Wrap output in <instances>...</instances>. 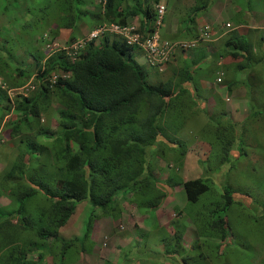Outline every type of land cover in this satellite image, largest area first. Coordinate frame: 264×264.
Wrapping results in <instances>:
<instances>
[{"label":"trees","instance_id":"obj_1","mask_svg":"<svg viewBox=\"0 0 264 264\" xmlns=\"http://www.w3.org/2000/svg\"><path fill=\"white\" fill-rule=\"evenodd\" d=\"M159 1L0 0V80L5 85V89L0 88V125L3 117L12 112L9 138L15 141V155L0 172L1 193H8L10 203L0 208V264H41L44 258L49 259L56 241L61 243L63 255L77 239L63 241L58 229L80 202L98 209L100 216L117 220L120 210L115 196L119 192L130 194L138 211L158 208L166 197L146 163V151L151 147L158 151L161 140L169 142L175 135L185 113L193 115L188 92L182 86L193 81L190 66L178 65L172 77L152 85L146 81L145 68L131 56L135 48L126 46L121 38L105 36L99 44L90 40L73 62L65 51L46 59L39 53L30 54L31 60L25 62L24 57L15 55L12 43V38L31 42L43 34L53 40L60 28L68 30L63 43L68 47L98 26H125L133 18L144 30L143 35L150 34L155 31L153 7ZM205 3L204 0L193 10V17L205 9ZM234 18L232 24L238 25L236 14ZM193 22L189 18L181 28L188 31ZM188 38L195 40L198 35L193 33ZM221 46L226 51L219 55L220 59L229 65L221 66L219 72L224 84L229 82L228 89L243 84V79L250 87L247 96L254 93V87L264 86V82L251 84L264 79V66H260L264 53L259 51L258 42L247 41L231 29L212 46L209 55L213 57ZM228 70L231 80L225 79ZM56 72L67 78L49 84V77ZM180 74L182 81L170 87ZM215 77L217 74L212 72ZM31 78L36 81L34 91L28 97L16 95L10 102L5 90L19 88ZM51 102L59 106L54 130L39 124ZM260 116L264 119V113L250 111L246 120ZM222 125L218 118L210 125L215 137L211 147L225 153L235 134L233 125ZM163 184L170 188L181 186L187 205L196 204L203 194L211 192L209 184L200 178L179 183L166 179ZM231 194L233 190L226 186L217 197L213 194L217 202L212 206L201 202L199 210L183 209L182 220L188 219L193 227L188 249L181 245L183 233L176 232L171 224L172 235L160 253L155 254L156 258L146 253V258L156 260L155 264H208L210 259L217 261L224 256L232 243L226 218L233 203ZM32 206L33 216L27 213ZM91 215L79 240L85 244L79 252L86 255L93 250L89 240ZM189 252L196 253L199 262Z\"/></svg>","mask_w":264,"mask_h":264},{"label":"rangeland","instance_id":"obj_2","mask_svg":"<svg viewBox=\"0 0 264 264\" xmlns=\"http://www.w3.org/2000/svg\"><path fill=\"white\" fill-rule=\"evenodd\" d=\"M203 1L160 0L159 5L164 6L161 26L175 27V31L169 34V37L161 34L162 37L169 40L185 41L189 39L191 34L203 31L202 24L204 22L202 19H206L209 23H216L217 29H220V26L227 24L229 17L234 18L236 14L238 20L245 23V25H240L237 28L240 34L247 41L258 42L261 46L259 51L264 53V0H205V4H207L205 9L195 12V17H193V10ZM215 6L223 8L225 13L214 11ZM189 18H192L194 22L186 31L181 26L187 24ZM134 21L137 22L136 19ZM255 27L257 29H254ZM231 28L232 25L227 28L223 27L219 32H228ZM67 34L68 30L59 28L53 40L48 34H43L40 39H34L31 42H27L26 39L20 40L18 37L12 38L15 55L24 57L25 62L31 60L30 54L39 53L43 59H46L58 51H63V43L67 40ZM224 49V46H221L213 57L206 54L204 58H201V55L195 50L192 60L183 59L184 66H190L189 70L192 72V83H184L182 86L188 92L189 100H191V114L193 115L185 113V119L175 135L170 136L171 140L166 141L167 143L161 140L163 143L159 145L158 151L155 152L154 147L147 148L146 151V163L152 168L158 180V189L166 194L158 208L153 207L151 211H138L131 195L119 192L115 196V200H118L120 218L115 221L122 225L123 231L117 228L112 229L110 233L114 235V238L106 239L104 247L101 245L104 235L100 236L98 241L100 247L94 248L86 255L79 252V247L84 244L79 240L89 216L91 214L97 216L99 210L92 208L86 201L80 202L76 204L66 223L58 230L62 238L65 240L77 239L76 243H73V247L68 248L62 255L61 243L56 241L51 248L52 253L49 259L45 260L44 258L43 264H76L81 262L82 258L81 264H101L109 257L111 250H115L111 252L114 255H111L113 258L106 260L107 264H155L157 261L147 259L146 253L149 257L152 254L156 258L155 254L160 253L163 248L162 245L172 235L171 224L176 228V232L181 231L183 233L181 237L182 248L184 250L189 248L193 227L189 224L188 219L182 220L185 215L183 209L185 208L186 211L189 209L199 210L201 202H205L206 207L212 206L217 202L213 194L217 197L222 193V188L226 186L233 190V194H231L233 203L226 212L232 243H229L224 256H221L217 261L212 258L208 264H264V119L260 116L250 118L248 120L251 122H248L247 117L244 116L248 113V108L244 104L237 106L235 116L228 112L230 97L226 94V97L222 98L221 94L227 93L229 87L227 83L229 82L224 84L225 80L219 77L220 67L217 65L221 58L219 55H223L226 51ZM132 55L138 64L143 61L141 57L134 55V52ZM263 60L260 66H264ZM230 62L237 61L230 60ZM144 68L147 74L145 76L147 83L156 85L163 82L164 74H156L154 70L148 67ZM212 72L215 73V76L217 74L214 79ZM217 78L219 82H216ZM182 79V74L175 76L170 87H174ZM225 79L231 80L230 70L227 71ZM246 80H240L243 84L234 85V89L245 93V98L250 88ZM201 81H204L205 91L207 90L200 92V94L205 95L203 108H201L202 103L193 95V92L198 91L196 88ZM30 82L29 79L18 90L6 89L5 92L10 102L18 94L28 97L35 88V85H31ZM263 82L264 79H261L259 82H251V84L254 86L263 84ZM0 88L5 89L1 80ZM253 89L264 90V86ZM210 95L212 102L208 104L207 108L204 103L208 99L207 96ZM250 107L251 113H264L263 105ZM58 108V104L51 102L39 124L47 125L50 130H54ZM216 118L223 124L222 127H225L227 123L233 125L235 138L230 149L225 153L219 152L215 146L211 147V141L215 140V137L211 133L210 125ZM13 119V113L9 112L3 117L0 125V172L8 167L15 155V141L9 138L10 125L8 123ZM34 157L35 154H32V158ZM50 172H52V167ZM196 178L204 179L211 190V192L203 194L196 204L187 205L181 186L170 188L169 185L163 184L166 179L170 182L179 183ZM1 190L3 191L2 185H0V208H4L10 203L8 193L3 195ZM167 198H172V201L167 200ZM144 212L147 213L143 214ZM27 213L33 216V206L27 209ZM105 217L107 219V216L93 218L91 225L95 226L99 220L104 224V220L101 219ZM92 234L89 240L93 245L97 239L94 242L95 236ZM136 249L137 251L132 254V251ZM171 256L174 257L175 255ZM189 256H194L195 260L199 262L196 253L189 252ZM28 258L32 257L28 256Z\"/></svg>","mask_w":264,"mask_h":264},{"label":"crops","instance_id":"obj_3","mask_svg":"<svg viewBox=\"0 0 264 264\" xmlns=\"http://www.w3.org/2000/svg\"><path fill=\"white\" fill-rule=\"evenodd\" d=\"M214 11H216L217 13H225V10L223 8L221 9L219 6H215ZM202 22H204L205 24H208L212 27L210 41L202 42V43L198 44L195 48H193L194 50L192 52H189L186 54H182V53H178V52L175 53L174 56L170 59V61L166 65V68L163 72V73H165L166 78L171 76L173 70L175 68H177L178 65H184L183 59L192 60L194 57L195 50L198 51L197 53L200 54L201 57L203 55V58H204V55L206 56V54H209L210 51L212 50V46H211L210 42L211 43L221 42L223 40V36H224L225 32L224 31L219 32L221 30V28L217 29L216 23H209L206 19H202ZM228 22H229V20L226 23H228ZM255 28H257V27H255ZM174 31H175V27L173 28V27L163 25L162 28H160L159 33H160V35L161 34L162 35H169ZM205 59H206V57H205ZM217 65L219 67L228 66L229 62L223 58L217 62ZM197 87L198 88H196V89L199 92L198 91L196 93L193 92V95L195 98L198 99V101H200L202 103L201 108H203V101L205 100V95L200 94V92L205 91L204 81H201ZM252 90L254 91V94L246 96V98H245V93L237 91L234 88H230L227 90V93L221 94L222 98H225L226 94H228L230 97V101H229L230 107L227 108V110L231 115H234V116L236 115L235 114L236 109H237V106L239 104H244V105H246V107L249 104L250 105L252 104L254 106L255 105H263L264 106V97L263 98H260L261 96L259 97V95L264 96V90H262V89H252ZM207 98L208 99L205 101L204 104L208 108V104L212 102V99H211L212 96L211 95L207 96ZM196 103H197V101H196ZM244 116H246V114ZM167 200L172 201V198H167ZM101 220H104V222H103L104 224H102V221L99 220L98 223L95 226H93V228H92V233L94 232L92 234V236H95V238H93L94 242H95V239H97V241H98L100 236L102 237L104 234H110V232H111V228H112V224H113L112 220L109 219V221H108V219H106V218H103ZM111 255H114V254L110 253L109 257H107L106 260L109 258H113V256L111 257Z\"/></svg>","mask_w":264,"mask_h":264},{"label":"built area","instance_id":"obj_4","mask_svg":"<svg viewBox=\"0 0 264 264\" xmlns=\"http://www.w3.org/2000/svg\"><path fill=\"white\" fill-rule=\"evenodd\" d=\"M155 10V25L158 26L160 20L164 14V7L162 5H157L154 8ZM113 33H118L122 38L126 40L128 45H136L142 52L144 62L147 66L152 68L162 69L168 60L172 57L173 53L176 51H183L191 49L195 45V41L191 42H168L165 40L159 39L157 32L146 36L141 40V35L137 31V27L134 25L126 26L125 28L119 29L117 27H111L110 30ZM99 31L91 33L87 39L94 38ZM208 28L203 27V31L199 32V40H207L208 38ZM85 43H74L69 46L68 55L72 58L76 56V52L83 48ZM56 78L64 79L66 75L64 73H57L50 78V83H54ZM216 82H219V79H216Z\"/></svg>","mask_w":264,"mask_h":264},{"label":"clouds","instance_id":"obj_5","mask_svg":"<svg viewBox=\"0 0 264 264\" xmlns=\"http://www.w3.org/2000/svg\"><path fill=\"white\" fill-rule=\"evenodd\" d=\"M157 5H159V4H157ZM157 5H155V6H157ZM155 6L153 7V10H154V8H155ZM163 6V5H162ZM164 7V6H163ZM235 11H237V10H235ZM154 13H155V10H154ZM134 19L135 18H133L132 20H130L128 23L129 24H127V25H125V26H118V25H114V24H108V25H101V26H98V27H96L95 29H93V30H91V31H89L87 34H85V36L83 37V39H78L76 42L77 43H80V42H83V43H85V45L83 46V48L82 49H80V50H78L77 52H76V56L74 57V58H72L70 55H68V53H69V50L67 49L68 47L67 46H64V48H63V51H65L66 52V54H67V57H69L70 58V61L71 62H73V61H75L76 59H77V55L85 48V46H86V44L90 41V40H93L96 44H99V41H100V39H102L103 37H105V36H107L109 39H113V38H121V39H123L124 40V42H125V44H126V40L124 39V38H122L121 36H120V34H118V33H113V32H111V31H109L110 30V28L111 27H117V28H119V29H122V28H125L126 26H130V25H134L135 27H137V31L140 33V35H141V40L143 39V38H145L146 36H148V35H150V34H152V33H148V34H146V35H143V29L142 30H140V27H139V24H138V21L137 22H135L134 21ZM228 20L230 21V22H228L226 25H224V26H220L219 28H221V29H223V27H229L230 25H232V30H236L238 27H240V25H245V23L244 22H242V21H240V23L238 24V25H234L233 26V24H232V22H231V20H233V19H231V17H229L228 18ZM156 21V20H155ZM243 23V24H242ZM263 24H264V22H263ZM203 25V27H207L208 28V39L207 40H199V33H197V35H198V38L197 39H195V40H185V41H181V40H169V39H166V38H164V37H162V35H160V33H159V30H160V28L162 27L161 26V20H160V23H159V25L158 26H156L155 24H154V27H155V31L154 32H157V35L159 36V39H161V40H165V41H168V42H191V41H195V45H194V47L193 48H195L198 44H200V43H202V42H207V41H210V37H211V31H212V27L210 26V25H208V24H205V23H203L202 24ZM218 26V25H217ZM231 29H229V31L231 30ZM254 29H257V28H254ZM100 30V32H98L97 33V35L94 37V38H90V39H87L88 38V36L91 34V33H93V32H95V31H99ZM238 30V29H237ZM226 33V32H225ZM225 33H224V35H225ZM238 33H240L239 32V30H238ZM168 36V35H167ZM169 37V36H168ZM75 42V43H76ZM218 42H213L212 44H211V42H210V44H211V46H214V45H216ZM74 44V43H73ZM72 45V44H71ZM70 45V46H71ZM126 46H129V47H134L135 49L132 51V52H134V55H137V56H139V57H141L142 59H143V56H142V52H141V50L136 46V45H134V44H132V45H128V44H126ZM193 48H191V49H187V50H183V51H176L175 53H182V54H186V53H189V52H192L194 49ZM132 52H131V56L132 57H134L133 55H132ZM175 53H173V55H172V57L174 56V54ZM205 56V55H204ZM171 57V58H172ZM170 58V59H171ZM134 59V58H133ZM170 59L168 60V62L170 61ZM135 60V59H134ZM168 62L164 65V67L162 68V69H160V70H158V68H152V67H149V66H147L146 64H145V62H144V59H143V61L139 64V65H141V66H143V67H148V68H150V69H152V70H154L155 71V73L156 74H164L165 75V73H163L164 72V70H165V68H166V65L168 64ZM184 66V65H183ZM178 69V67L177 68H175L174 70H173V72H172V74H171V76H169V77H172L173 76V73L175 72V70H177ZM57 73H59V72H56V73H53L50 77H49V80H50V78L53 76V75H55V74H57ZM60 73H62V72H60ZM220 77H222V73L221 72H219V74H218ZM169 77H167V78H169ZM66 78H67V76H66ZM56 79H58V78H56ZM55 79V80H56ZM65 79V78H64ZM165 79H166V76H164V78H163V81H165ZM31 80V85H35V82L36 81H34L33 80V78H31L30 79ZM28 81V80H27ZM26 81V82H27ZM25 82V83H26ZM49 82V84H53V83H50V81H48ZM55 82V81H54ZM24 83V84H25ZM18 89H20V87L19 88H13V90H18ZM18 95H21V94H18ZM16 96V95H15ZM21 96H23V95H21ZM23 97H26V96H23ZM259 97H260V95H259ZM249 113H250V111L248 110V113L246 114V117L248 118V115H249ZM249 122H251V120H249ZM245 123V122H244ZM178 187V186H177ZM116 202H118V200L116 201ZM123 203V202H122ZM100 217V215L98 214L97 216L96 215H91V219H93V218H95V217ZM106 218V217H105ZM107 219H110V220H112V228H111V231H112V229H119V230H122L123 231V227H122V225H120L119 223H116V221L115 220H113L110 216H107ZM155 221V220H154ZM92 228H93V226L91 225V227H90V233H89V237L91 236V234H92ZM60 229V228H59ZM58 229V230H59ZM58 235H59V233H58ZM59 237L63 240V241H67V240H65L64 238H62L60 235H59ZM108 238H110V239H113L114 238V235H112L111 233L110 234H104V236H103V238H102V240H103V242H102V246L104 247V245H105V241H106V239H108ZM100 239V238H99ZM73 240V239H72ZM99 241V240H98ZM98 241L96 242V243H94L93 244V249L94 248H96V247H100V245L98 244ZM73 243H76V241H74ZM53 244H55V243H53ZM108 245L110 246V244H109V242H108ZM110 248V247H109ZM112 251H115V250H111V252ZM110 252V253H111ZM84 256V255H83ZM122 256V255H121ZM82 261H83V258H82ZM82 261L81 262H78V263H76V264H81L82 263ZM104 261H106V260H104ZM41 264H43V262L41 263Z\"/></svg>","mask_w":264,"mask_h":264}]
</instances>
